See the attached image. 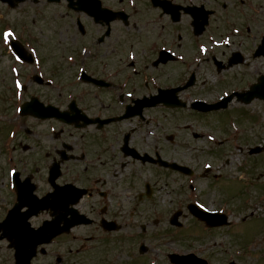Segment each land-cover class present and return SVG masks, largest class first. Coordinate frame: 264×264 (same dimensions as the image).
<instances>
[{"label":"flooded vegetation","instance_id":"flooded-vegetation-1","mask_svg":"<svg viewBox=\"0 0 264 264\" xmlns=\"http://www.w3.org/2000/svg\"><path fill=\"white\" fill-rule=\"evenodd\" d=\"M7 5L10 10L22 6L24 13L22 30L11 22L5 23V27L15 34L6 46V56L11 62L7 88L12 90V96L18 89L16 85L24 93L35 84L39 94L31 97L75 113L69 108V101L61 103L62 95L83 86L84 91L78 92V100L83 101V94H89V107L85 106L89 117L112 119L102 128L91 125L89 144L75 143L73 146L79 148L81 154L72 169L74 173L82 174V179L72 181L88 189L77 204V210L91 222L68 226L49 243L39 245L32 264H71L82 254H87L92 263L95 257L102 258L100 254L104 247L99 244L103 242L114 247V243L128 240L134 246L139 235L124 230L126 220L132 210L138 209L145 195L151 196L152 179L160 180L167 187L172 183V173L184 178L161 159L173 162L176 160L174 152L176 155L201 153L199 146H191L188 150L190 145L186 141L179 143L169 130L175 109L188 110L209 125L226 115L227 127L229 122L234 125L231 127L233 134L229 130L224 138L228 135L236 138L238 151L248 153V159L251 158L249 149L255 146L247 144L251 139L244 136L247 128H241V123H264V111L258 106L252 107L254 102L264 104V0H10ZM94 11L105 15H94ZM98 32L99 36H94ZM14 40L26 50L24 58H18L14 53ZM49 44L58 47L52 46L45 52ZM202 48H205L204 52ZM54 56L62 64L49 66ZM60 67L67 72H64L68 79L65 82L59 79ZM31 68L34 70L30 71ZM174 72L185 77L174 83ZM202 74L209 75L206 80H211L209 77L213 75L208 86H215L216 91L211 99L209 96L195 97L189 92ZM86 76H89L88 81L83 80ZM74 79H82V82L75 83ZM190 79L194 84L177 95V100L186 102L187 106L174 108L173 89L187 84ZM239 92H250L252 98L245 102L235 96L229 106L221 110L202 111L192 106L195 101L214 104ZM159 111L166 117L170 114L169 118L163 119ZM126 114L129 116L114 121ZM131 119L136 120V124L123 130L121 123ZM208 130V134L196 131L192 134L219 148H222L221 144H228L222 143L221 134ZM209 136H214V140H209ZM65 145L72 147L63 142L62 149L56 150L58 156L52 155L50 164L52 157L46 153L44 173L48 174L61 160ZM173 145L181 149H174ZM256 147L261 152V147ZM131 173L149 174L143 184L145 191L122 190V176ZM27 176L21 172L23 179ZM44 183L47 185L44 189L35 183L38 197L53 191L48 178ZM58 183L64 184L60 180ZM10 192L13 201L7 211L16 201L14 190ZM84 200H88L89 205L83 207ZM25 205L24 210L31 209L28 205L32 204ZM77 210L49 207L33 215L31 223L37 227L53 217L59 220L61 228L66 229L65 222L74 219ZM43 213L46 217L36 224L34 221L38 220L35 219ZM104 222H114L113 225H120V229H110L111 225L105 226ZM90 227L96 229L89 231ZM102 230V234L97 233ZM34 241L7 236L8 264H15L14 242L21 246L26 243L30 249ZM43 247L46 252L41 251ZM150 250L148 248L145 254ZM51 258H55V262Z\"/></svg>","mask_w":264,"mask_h":264},{"label":"rangeland","instance_id":"rangeland-1","mask_svg":"<svg viewBox=\"0 0 264 264\" xmlns=\"http://www.w3.org/2000/svg\"><path fill=\"white\" fill-rule=\"evenodd\" d=\"M3 16L4 18H2ZM23 17L22 6L10 10L6 3L0 4V31L6 22H11L19 30H22L20 25ZM5 33H8V30H3L0 36V41H3V44L0 45L2 50L0 52V213H3V210L7 209L10 202L13 201L10 192L11 170L19 169L23 176L31 174L29 176L33 177L38 186L43 189L47 188L44 183L47 182V173H44L43 170V167L46 168V153H49V157H52V155L56 157L58 156L56 150L62 149V143H69L72 148L68 151L69 158L65 161L63 167L65 168L64 172L68 170L67 167L72 169L78 164L75 160L80 153V149L74 148V145L75 143L89 144V129H92V126L76 128L64 124L54 123V125L52 121L38 120L30 116H18L17 107H14L15 100L12 97V90L7 88L8 67L11 62L9 57L6 56L8 53L6 46L14 33H11L7 42L4 39ZM94 36H99V32L95 33ZM52 46L58 47L57 44H49L45 52ZM202 49L204 52L205 48ZM58 63L57 57L54 56L49 66ZM63 68L58 69L59 79L65 82L68 79L65 77L67 74L64 75V72H67ZM33 70L31 68L30 71ZM262 70H264V67H262ZM208 76V74H202L196 86L189 90L193 96H209L210 99L214 97L216 87L208 86L214 78L212 75L209 77L211 80H206ZM183 77L185 75L178 76L174 72L172 79L174 83H177ZM19 83H21L20 80ZM78 92L79 90L73 92L74 96ZM37 94H39V90L34 84L17 99H27ZM68 94V91L64 92L61 103L70 99ZM85 97H87L86 94ZM84 103L89 106V98H86ZM254 106H258L264 111V104L254 102L252 107L254 108ZM14 109L15 111L12 113ZM159 115H162L163 119L166 117L162 111H159ZM169 116L166 118H169ZM195 117L188 110H174L173 123L170 125L171 129H169L176 135V140L179 143L186 141L190 145L188 150L191 146H199L201 153L191 152L176 155L174 152V158L191 166L195 170V175L189 177V179L186 177L180 178L174 172L171 175L172 183L167 187L160 180L152 179V185L149 186L153 188V191H151L152 197L145 195L140 200L138 209L133 208L136 212H133L126 220L124 230L135 231V234L139 235V239L135 241L133 247L128 240L114 243V247H110L109 244L103 242L99 244L104 247L103 252L100 254L102 258L95 257L96 260L90 263L88 255L82 254L78 259L72 260L71 264H106V262L110 263L111 261L116 264H148V259L151 257L156 258V264H174L170 261V253L172 252L181 254L195 252L208 258L210 264H228L231 260H234L236 264H264V201L260 200V197L264 199V123H241V127L247 128V133L244 136L251 139L247 144L261 147L260 153L252 154L251 158L248 159V153L239 152L232 142L225 145L221 144L222 148H219L207 144L200 136L194 138L189 130H183L182 125L189 121L193 124L192 131L200 133L210 129L224 136L230 130L227 127L226 115L212 125L206 124L207 122L202 123L200 119ZM135 124L136 120L134 119L121 123L123 130H127ZM239 140L242 141L241 138ZM6 147H8V151H6ZM12 148L13 165L9 168L7 163V160H9L8 153ZM173 148L181 149L176 145H173ZM203 149H205V152ZM53 157L50 159L49 164ZM208 165L211 166L212 170L206 172L205 170L209 169L207 168ZM147 175L149 174L131 173L123 175L122 190L145 191L143 190V184L145 179L149 178L146 177ZM239 175L241 180L238 179ZM244 177L247 179L244 180ZM72 178H76L75 174L68 173L60 181L64 182ZM183 198L186 201L189 199V202L197 201L209 210L222 208L221 210H225L229 214L233 225L206 231L204 222L199 221L198 218L185 209V214L181 217V221L184 223L181 233H166L170 229L179 231L176 227L170 225L169 217L173 210L178 206L180 207V201ZM245 198L250 200L246 202ZM136 199L138 201V198ZM88 202V200H84L83 207ZM223 202H227L229 205ZM43 217H46V214H41L38 219H35L38 221L34 222L36 224L40 223ZM95 229V227H90L89 231ZM97 233L102 234L103 230ZM139 241H141L140 244L144 242L148 245V248L151 249L149 253L141 255L137 247ZM249 243H252L249 246L252 249L247 251ZM9 254L7 241L5 239L0 240V264H8ZM63 255L64 252L61 256ZM55 260V258H51L52 262H55Z\"/></svg>","mask_w":264,"mask_h":264},{"label":"water","instance_id":"water-1","mask_svg":"<svg viewBox=\"0 0 264 264\" xmlns=\"http://www.w3.org/2000/svg\"><path fill=\"white\" fill-rule=\"evenodd\" d=\"M6 1V0H5ZM98 14V13H95ZM13 47L15 52L20 56L24 57L26 52L25 50L19 45L17 42H13ZM89 80V79H88ZM191 83V82H189ZM245 93H242L243 95ZM247 94L244 95V97ZM231 97L225 99L221 105L216 106H222L226 107V102L227 100H230ZM177 104V103H175ZM179 105V104H177ZM184 106L183 103H181L179 106ZM70 108L76 111L75 114H70L68 111H59L57 108L52 107V106H46L43 107L42 104H38L36 99L33 101L26 103L23 108H22V113L23 114H35L36 116H40L42 118H47V117H53L57 116L61 120L67 123H74L75 126L77 127H83L86 126L89 123L95 122V120H89L87 116H85L79 108H77L75 102L73 101L70 104ZM82 113V114H81ZM83 120V123H80L79 121ZM259 151L258 148L251 150V152H257ZM62 157L63 159H67V156L65 152H62ZM173 168H178L180 170H184L188 173H191V171L187 167H183L181 165H178L177 163L171 164ZM60 174V166L59 163H56L53 168L51 169V174H50V181L53 183L55 178ZM18 179V174H15V180ZM17 187L19 188L18 193H19V203L16 204L15 209L3 220V222L0 223V230L3 229V234L1 237L6 236L7 234L9 235L10 238H16L20 240L21 238H25V234L17 232L15 230L17 229H26L30 227L28 220V217L31 216L32 211H27L26 213H20V209L23 206L22 200L27 196L29 198L28 190L26 189V182H20L19 179L17 180ZM33 188L30 187V190ZM86 193V190L76 188L75 186H62L61 188H58L55 192L47 195L43 199L39 200V205L38 208L36 207V210H40L39 208H44L45 206H48L50 200L54 202V198L56 200H61L62 206H67L68 202H73L76 203L80 199V197ZM50 198V199H48ZM189 209L191 213L196 215L199 219L204 220L209 226H216V225H222V224H227V215L218 213V212H208L204 211L200 208L197 207L195 204H190ZM36 211V212H37ZM182 213L181 210L177 211L174 213V215L171 218V223L180 225L181 223L178 221V217ZM84 216H82L83 218ZM80 218V217H79ZM72 222H77L81 223L84 222L83 219H78V221L73 220ZM105 226L107 225V222H104ZM51 227H50V226ZM54 227V222H48L44 224L43 227H41L39 230H36V232H33V230L30 228L31 232L30 235L27 236L28 239L32 240L35 239L33 238L38 237L37 241H34L35 243L33 244V253H28L26 250L28 249L26 244H23L22 246L17 248V264H30L31 257L33 254H35V244L42 242L44 239H42L48 232L52 231ZM111 229L114 227H110ZM42 239V240H39ZM15 246L17 245L16 242L13 243ZM27 258H24L26 257ZM172 261L177 263V264H208V262L205 259H201L197 257L195 254H188V255H178V254H173L172 256Z\"/></svg>","mask_w":264,"mask_h":264},{"label":"snow or ice","instance_id":"snow-or-ice-1","mask_svg":"<svg viewBox=\"0 0 264 264\" xmlns=\"http://www.w3.org/2000/svg\"><path fill=\"white\" fill-rule=\"evenodd\" d=\"M10 36H11V33H10V32L4 34V39H5L6 42H7V40L9 39ZM18 86H19V85H18Z\"/></svg>","mask_w":264,"mask_h":264}]
</instances>
